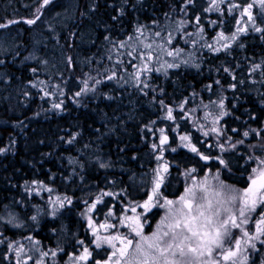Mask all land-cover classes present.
<instances>
[{
    "label": "trees",
    "instance_id": "1",
    "mask_svg": "<svg viewBox=\"0 0 264 264\" xmlns=\"http://www.w3.org/2000/svg\"><path fill=\"white\" fill-rule=\"evenodd\" d=\"M40 2L42 0H0V23L19 21L7 29H0V33L15 32L18 43L7 54H0V59L5 61L0 65V148L6 149L0 152V214L8 206L14 207L30 225L27 231L21 228L13 230L0 220V232L14 240L30 234L43 244V249L47 247L48 250L57 248L59 242L63 251H59L57 256L62 261L71 253L81 251L79 241L92 251L88 264L105 259L107 250L92 244V236L81 214L103 192L112 191L117 195L114 199L116 215L121 201L129 204L146 197L148 191L139 176L154 169L158 162L151 145L158 141V129L166 117V107L179 105L183 100H187L188 106L184 109V117L182 111H176L175 119L167 123V131L177 136L179 133L189 135L200 152L225 159L228 167L220 165L216 159L203 160L189 149L179 148L166 155L171 172L196 169L193 173L198 176L220 172L226 183L238 188L248 186L249 174L256 166L248 156H264L258 147H252L264 143V103L261 102L264 77L260 75L264 71V32H255L249 24L248 31L236 41L235 47L220 52L201 47L203 43H213V36L218 32L229 34L237 26V23L232 24V20L235 18L236 21L241 10L233 11L234 17L227 11V3L235 0L224 2L221 12H205L209 0H193L188 5L184 0H51L43 8L41 16L60 2L70 12L66 16L68 20L58 31L59 38L55 40L52 33L48 38L50 47L59 48L64 55L57 68L42 66L39 60L19 64V55L34 43L33 29L38 27L40 19L32 25L25 21L34 18ZM251 2L238 0L241 5ZM122 5L124 11L121 13ZM182 7L186 8V14L180 11ZM253 10L258 15L256 26L264 28L261 9L255 6ZM114 16L115 20L112 19ZM197 16L201 18L200 24L205 21L201 25L204 39L194 48L200 57L199 67L181 65L166 73L153 71L147 76L150 87L144 92L134 82L123 84L120 80L118 83L117 78L98 84L90 94L74 97V93L83 86V79L88 75L96 77L97 69L102 71L101 60L105 50L100 48L102 45L109 47L113 41H125L129 35L135 34L138 25L151 28L170 19H189V28H195L194 18ZM182 34L183 31L178 37ZM106 36L109 40H105ZM24 47L27 48L23 50ZM17 52L18 56L15 55ZM68 57H72L71 65ZM254 64H261L262 68L251 72ZM32 68L38 69V73L33 74ZM225 68L229 71L225 72ZM36 79L53 87L50 91H62L65 96L54 94L44 97L38 89L30 90L29 81ZM216 81L220 84L217 85ZM231 84H236V88H231ZM25 86L28 87L25 89L28 90L27 96L24 95ZM221 96L225 98V110L231 113L217 125L224 129V135L205 137L204 130L185 113L196 106V121H205V109L200 105L218 101ZM60 100L64 102L62 109H53L52 104ZM191 114L189 112L188 115ZM152 121L156 123L152 124ZM232 129H237V132ZM249 130L255 131L244 137L242 133ZM256 131L260 135H256ZM72 136L76 139L71 144L67 143ZM241 139L244 144L230 148L231 143ZM219 143H224L226 151L209 147ZM98 160L110 166L100 168ZM32 181L42 184H33ZM45 187L53 191L49 193ZM58 196L71 198L72 204H65L53 216L55 206L50 203V197L55 199ZM112 200L111 197L106 198L103 208L108 207ZM33 215L38 216L37 222L30 219ZM159 215L158 209L146 215L148 231ZM258 247L251 252L249 264H262L264 261V244ZM6 256V250L2 248L0 264L9 263Z\"/></svg>",
    "mask_w": 264,
    "mask_h": 264
},
{
    "label": "snow or ice",
    "instance_id": "2",
    "mask_svg": "<svg viewBox=\"0 0 264 264\" xmlns=\"http://www.w3.org/2000/svg\"><path fill=\"white\" fill-rule=\"evenodd\" d=\"M126 2V0H124ZM193 0H184L186 5L191 4ZM225 0H209L208 7L204 9L205 12H221V5ZM51 3V0H42L39 7L36 8L34 18L28 19L25 22L29 25L35 24L37 20L41 18V12L43 8ZM254 5H258L264 14V0H252L251 3L241 5L239 3H232L227 8L228 12H233L240 9L239 19L236 21L237 25L243 26L237 27L236 30L230 35L226 36L223 31L217 33L216 37H213L214 43H203L201 47H206L210 51L220 52L221 50H227L231 47L229 41H236L238 33H244L248 31V25H252L255 32H264V28L256 26V17L253 14ZM124 11L123 5L120 8V12ZM180 11L185 12L186 8L182 7ZM167 16V14H166ZM113 20L116 17H112ZM19 23L17 20H8L7 22L0 23V29H7L10 25ZM153 23H158L153 21ZM190 23L186 20L175 21L173 31L180 32L184 29L185 25ZM197 25V31L195 33H185L189 37H196L192 39V44H196L203 40V28L200 27V17L197 16L194 20ZM215 23V22H213ZM170 25H164L160 27V30L151 33V42H146L148 36L145 35L146 28L144 25H138L135 28L137 35H129L125 41L112 42V48L110 52H115L117 59L111 68L104 69L103 72L97 69V75L103 76L106 80L112 81L117 79V69H120L122 75L120 80L123 84L134 82V85L141 91L149 88L148 74L155 72L165 71L169 68H178L180 65L177 63H168L166 60L162 61L163 56L179 57L184 51L181 48L174 50H168L165 45L172 43V34L168 33L166 36L163 33L167 32ZM143 37V39H141ZM156 38H161V42L157 43ZM264 39V37H262ZM105 40H109L106 36ZM215 45H219L218 47ZM129 48L131 49L127 53H122L119 50ZM2 50V49H0ZM16 56L19 53H15ZM127 55L132 58L127 63L134 69L133 72H128L126 68L121 66L125 64V61L120 57ZM109 61H112L113 56L107 57ZM37 59L35 55L30 54L25 57V60ZM69 65L72 64V57L67 58ZM133 60H138L139 63H133ZM155 60L159 63V67H154L152 62ZM5 61L0 59V65ZM44 63H47L44 61ZM184 64H189L190 60L182 61ZM199 67V64L195 65ZM262 68L261 64H254L251 68V72H256ZM30 71L33 74L38 73V69L32 68ZM225 72L229 69L225 68ZM111 72L109 75L108 73ZM125 75L127 78H125ZM260 75L264 77V71H261ZM142 77H144L142 79ZM235 79V77H233ZM89 80L92 81V86H89ZM120 80L117 82L119 83ZM33 88H37L43 93L44 97H51L56 94L63 96V92L55 93L53 91H45L44 87L46 82L43 80L29 81ZM83 87L74 93V97H81L89 92L95 91V85L102 83L101 79H96L91 75L81 81ZM217 85L220 81L215 82ZM239 83H243L240 81ZM123 86V85H121ZM57 89L59 86H55ZM209 88L211 86H208ZM231 88L235 89L236 84H231ZM145 95L147 93H144ZM25 96L28 93H24ZM264 103V98L261 100ZM63 100L59 103H53V109H62ZM187 100L179 105L181 111L184 110V104ZM160 104L163 106L164 102L161 100ZM200 107L204 109L212 108V111H205L204 120L208 121L211 118L210 126L207 131H203L205 137L211 134H216L217 137L224 135V129L218 127L223 117L230 115V111L225 110V98L221 96L219 100L210 101L208 104H202ZM190 113H194L195 109L188 110ZM166 119L174 120L173 109L166 107ZM254 119V117H253ZM155 124L156 121H152ZM148 127L147 125L145 126ZM199 127L203 129L205 126L200 124ZM151 131V129H149ZM233 132H237V129H232ZM253 131H244L242 135L248 137ZM158 143H153L151 148L154 152L159 151L161 155L156 156V160H162V154L165 148L169 145V136L165 133L164 128L158 129ZM256 135H260L259 131L255 132ZM76 139V136H72L67 143L71 144ZM181 141V147L189 149L192 153H196L200 159H216L220 165L225 168L228 167V162L219 156L210 157L200 152L196 144L191 142L189 135H181L179 137ZM226 140L231 141V137H225ZM200 143V141H197ZM206 143V141H205ZM244 144V140H238L230 144L231 149H235L237 145ZM209 147H218L221 152L226 151L224 143L218 145H209ZM262 152H264V143L256 146ZM6 149L0 148V152H4ZM172 152L176 151V148L171 149ZM248 160L256 163V167L251 169V173L248 177V186L243 189H236L234 187L225 185L220 181L215 190L211 189L207 178L201 180L199 183L194 184L191 187L185 189L184 194L179 197L178 200H170L166 196L162 195L161 187L165 182V174L169 172L170 165L165 161L153 170V177L151 179V190L145 193L147 199L142 204H137L131 207V212L135 215H124L119 217V224L125 225L129 228L131 236L117 234L100 235V229L107 232L109 229L117 227L116 224L104 222L98 226L93 221L91 216L87 218V225L92 230L95 237L92 243L96 248H101L102 245H108L112 251L104 260H95V264H249L251 252L256 250L254 241H260L264 244V240L261 239L264 236V156H248ZM75 163V161H72ZM100 168H107L110 165L102 161H97ZM196 169H190L189 172H195ZM194 179V177H193ZM214 179L219 180L216 176ZM33 184H42V182L32 181ZM199 189L204 195L197 197L196 190ZM45 190L49 193L53 191L51 188ZM213 191L212 197L207 195L209 191ZM104 196H113L112 192H103L101 195L95 197V200L89 204L87 212L90 213L97 208V205L103 202ZM162 201V202H161ZM55 207L53 208L52 215L56 216L59 209L65 207V204L71 205L72 199L64 197H56L51 199ZM87 203V202H86ZM166 209L165 215L161 218L160 223L157 225L156 231L151 236L143 234L144 225L141 223V215L137 213V208H141L144 212H150L153 208ZM128 209L125 208L124 211ZM86 214V213H85ZM114 213L109 209L108 216H112ZM255 214V216H254ZM8 223L14 227H23L22 224L16 223V216L11 212H7ZM4 219V214H0V220ZM33 222L38 221V216L33 215L30 217ZM253 225V230L250 232L247 227L249 224ZM234 230L240 232L239 236L234 234ZM55 231V230H54ZM25 239L32 241V237H26ZM119 242L117 247L116 242ZM3 242V241H0ZM13 243L15 248L13 249ZM39 241H33L31 246L26 249L23 243L12 242L8 244L9 249L14 250L17 257L15 264H28V261L33 260L34 264H45V257H56L58 251L62 252L63 248L57 244L56 249L49 251H42L38 245ZM83 246L84 242H78ZM29 252L38 254L37 259H34V255H30ZM92 256V252L89 248L83 247L79 254L70 257L72 264H80L82 261H88ZM26 257V258H25ZM264 264V261H262Z\"/></svg>",
    "mask_w": 264,
    "mask_h": 264
},
{
    "label": "rangeland",
    "instance_id": "3",
    "mask_svg": "<svg viewBox=\"0 0 264 264\" xmlns=\"http://www.w3.org/2000/svg\"><path fill=\"white\" fill-rule=\"evenodd\" d=\"M225 2H227V0H225ZM40 3H42V2H40ZM61 3L62 2L56 3L55 6H53L45 15L41 16L40 21L38 23V27L33 29L34 43L31 44V46H29L28 48L27 47L23 48V50H25V48H27V50H25L26 52L23 53V55H21V54L19 55V60H20L19 64H24V63H27V62H36L37 60H39V62L42 64V66H50V65H52V66L57 68L58 67L57 64H59L60 61L62 62L64 60V55L60 53V50H58L59 48L58 49L57 48L54 49L53 47H50L51 44L48 41V38L50 37V35H49L50 33H52V35H53L55 40L59 38V36H58L59 29L62 26H64L63 24H65L66 20H68V17H66V16H68L70 14L69 9L67 7H62L63 3L62 4ZM232 3H238V0H235V2H231V3L229 2V4L227 3V8L230 7V4H232ZM39 5H38V7H39ZM255 6H257L259 8L258 5H254V7ZM229 13H230V15H232L234 17L233 12H229ZM253 14H254V16L256 18L258 17V15L256 13L253 12ZM259 17H261V16H259ZM195 18H194V20H195ZM239 18L240 17L238 15V18H236V21ZM200 20H201V18H200ZM175 21H179V19H174V20L170 19L169 21L167 20V22L165 24H163V25L160 24V26L156 25V27L152 26L151 28H146L147 30L145 32V35L148 36V40L146 42H151V40H152V36H150L151 34H149L151 31L153 33L155 31L160 30L161 26L170 25V27H168V29H167V32L163 33L164 36H166L168 33H171L172 37H173L172 43L165 45L166 48L168 50H174L176 48H181L184 51L181 53V55L179 57L163 56L162 57V61L166 60L168 63H177L180 66L181 65H192V66H195L196 64H200V57L197 56V50L194 49L195 45H193L192 42H191L192 39H197V38L196 37L192 38V37H189V36H187L185 34V33H195L197 31V27L194 25L195 28H192V27L189 28L188 24H186L184 29L182 30L183 31L182 36L178 37L179 33L182 32V31H180V32L173 31V27H171V26L174 25ZM187 21L190 22L191 20L188 19ZM232 21H233L232 24L236 23L235 18ZM204 23H205V21L202 20V22L200 24V27ZM243 23L244 22H242L241 25H237L234 28V30H231L229 32V34H226V33H224V34L226 36H230L236 30L237 27L243 26ZM186 29L188 31H186ZM134 35H137V34L135 33ZM243 35H244V33H238L237 40L239 38H241ZM216 36H217V34L214 35L213 37H216ZM16 37L17 36H16L15 32L6 31V32H1L0 33V49H2V50H0V54H7L12 49L16 48V46L18 44ZM141 39H143V37H141ZM236 41H229V43L231 44V47H235L236 46ZM156 42L160 43L161 42V38H156ZM213 43H214V41H213ZM189 46H191V47L188 48ZM218 46L219 45H217V47ZM100 48L101 49L105 48V50L103 51V55H102L104 59L101 60V61H103L102 67H101V69H102L101 72H103L104 69L112 67V65L115 63V61L117 59V55H116L115 52H110L109 51L112 48V45H110L109 47L108 46L104 47L102 45V47H100ZM130 50L131 49H129V48H125V49H120L119 51L122 52V53H127ZM30 54L35 55L37 59L25 60V57L29 56ZM53 54H55L56 56H53ZM47 55H50V56H47ZM109 55L113 56L112 61H109V59L107 58ZM120 58L125 61V64L123 66H121V67L122 68H126L128 70V72H133L134 69L127 63V61L131 60L132 58L128 57L127 55H124V56H122ZM184 60H190V63L189 64L182 63V61H184ZM44 61H46L47 63H44ZM133 63H137L138 64L139 61L138 60H133ZM152 64H153L154 67H159V63H157L155 60H153ZM125 65H126V67H125ZM171 69L172 68L167 69L166 72H168ZM119 71H120V69H117V73L119 74V76L117 77L118 80H120V76L122 75V73L119 72ZM161 72L166 73L165 71H161ZM94 74L97 75V71H95ZM108 74L110 75L111 72H109ZM91 76L96 78V79H101L102 82L107 81L101 75H97L96 77L93 76V75H91ZM125 78H127L126 75H125ZM89 86L90 87L92 86V81L91 80H89ZM43 87H44L45 91L53 90V87L50 88L48 84H46ZM81 87H83V86H81ZM81 87L79 89H81ZM97 87H98V85H95V89ZM27 88L28 87L25 86L24 90L27 89ZM32 88L33 87H30V90ZM35 89H37V88H35ZM27 92H28V90L24 91V93H27ZM90 93L91 92H89L87 94H90ZM63 96H65L64 92H63ZM184 101L185 100H183L179 105L184 103ZM186 104H184V109H185V107L188 108V106ZM179 105L170 104L167 107H171L173 109V115H175L174 113L176 111H181ZM195 108H197V107L194 106V108H191V109H195ZM205 111H212V108L205 109ZM188 114H189V112L185 113V115L190 117L191 120H194L193 122L196 125L199 126L200 124H203L205 126L203 128V130L204 131L208 130V127L210 126V123H211V118H209L208 121H201L200 119L198 121H196L197 117H196L195 112L192 113L191 115H188ZM166 115H167V113H166ZM182 115L184 117V110L182 111ZM171 121H173V120H167L166 118L162 121L163 124H162L161 128H164L165 129V133L169 136V145L165 148V150H164V152L162 154V157H163L162 160H160V161H158L156 163L154 169L157 168L159 165L163 164L166 161L165 160V159H167L166 155L168 153L172 152L171 151L172 148H176V151L179 148H183V147L180 146L181 145V141H180L179 137L181 135H185V134L184 133H179V135L177 136V134L176 135H172V134H170L167 131V123H169ZM174 136H176L175 141L173 140ZM157 143H158V141H157ZM157 155H161V153L159 151H156V156ZM166 162L168 163V161H166ZM170 164H171V162H170ZM154 169H151L150 171L143 172L139 176L140 182L144 186H146V189H147L148 192H150V190H151V179L153 177V170ZM171 170L172 169H171V165H170L169 172L167 174H165L164 185H162V187H161L162 195L166 196L170 200H174V201L178 200L179 197L184 194V191H185L186 188L191 187L194 184L199 183L201 180H204L205 178H207V180L209 182V185L211 186L212 190H215L217 184L220 181H222L225 185L234 187L236 189H243V188H238V187H236L234 185L228 184L225 181H223L222 178H221L220 172H209L208 174H206L204 176H198V175H196L193 172L190 173L188 171H180V172H177V173H172ZM216 176L219 177V180L214 179V177H216ZM193 177H194V179H193ZM212 190H210L209 193L207 194L210 197H212V195H213V191ZM107 192H112V191H107ZM168 192L172 193V194H176V193L177 194L176 195H170ZM196 192H197V197H199L201 195H204V193L201 192L199 189H197ZM108 197L109 196H104L103 197V202L98 204L97 208L94 209L92 212H90V213L87 212V208L89 206L88 205L87 208H85V210L81 214V218L83 219L84 223L86 224V226H87V228L89 230V233L92 236V239H93L92 242L94 241L95 237H94V235L92 233V230L87 225L88 216H91L93 218V221L97 224V226L100 223H104V222H108V223H112V224H116L117 225L116 228L109 229L107 232H105L103 229H100V235H102V236L109 235V234H117V233H119L121 235L131 236L133 234L130 233L129 228L126 227L125 225L119 224V217L124 216V215H129V216L135 215L134 213L131 212V210H130L131 207L132 206H136L137 204H142L143 201L145 199H147V196H146L142 200H139V201L134 202V203H129V204L128 203H124L123 201H121L120 204H119L120 211L116 215V213L114 211L115 210L114 202L116 200H114V199L115 198L117 199V195H115L113 193V196H111V198H113L114 201L112 200L111 202H109L108 207H106L104 209L103 207H105L104 205L106 203L105 199L108 198ZM102 208H103V210H102ZM125 208H127L128 210L124 211ZM109 209H111L112 212L114 213L112 216L106 215L109 212ZM157 209L160 210V215H159L156 223L153 225V227H151V230L148 231L147 226L149 225V223H148V220L146 219V215L151 213V212H153V211H155V210H157ZM7 212H11L13 215H15L16 218H17L16 219V223L22 224L23 227H14L12 224L8 223V216L6 215ZM165 212H166V209H161V208H158V207L151 209L150 212H144L141 208H137V213H139L141 215V223H143V225H144V228H143V234L144 235L151 236V234L156 231L157 225L160 223L161 218L165 215ZM3 214H4V219L1 220V221L6 223V224H8L11 229L14 230V229H18V228L20 229L21 228V229L26 230V231L28 230L27 228H29L30 225L27 222V220H25L23 218V216L21 215V212L19 210L15 209L14 207L8 206ZM101 216H103V217H101ZM107 216H108V218H107ZM254 216H255V214H254ZM247 227L249 228L250 232L253 230V225L251 223ZM234 234L236 236H239L240 232L237 231V230H234ZM26 237H31V235L30 234L25 235V236L21 235V238H17V239L14 240V239H11V237L10 238L7 237L6 233L0 232V241H3V242H0V250L2 248H5L6 255H7L6 259L9 261L8 264H13V263L15 264V261L17 259L16 255L14 253V250L9 249V247H8L9 243H12V242L23 243L25 245L26 249H27V248H29L31 246V243L33 241H38L34 237H32V241H29V240L25 239ZM261 239L264 240V236H262ZM254 243L256 245V250H258L259 244L263 245V244H261L260 241H254ZM92 244L95 246L94 243H92ZM116 245H117V247H119V242L118 241L116 242ZM38 247L42 251H49L47 247H45V249H43L44 247H43V244L41 242L39 243ZM83 247H87L88 248V246L84 244V246H81V251H82ZM14 248H15V244L13 243V249ZM101 248H104V249L107 250V252H106V258H107V256L111 254L112 249L108 245H102ZM50 250H52V249H50ZM89 251L92 252L90 249H89ZM79 253H71L64 261L59 259L58 256H56V257L48 256V257L44 258L45 264H72V261L70 260V257H72L73 255L79 254ZM29 254L30 255H34V259L39 258L38 254H34V253H31V252H29ZM91 259H92V256L89 258L88 261H82V262H80V264H88V262ZM249 261H250V259H249ZM28 264H34V261L30 260V261H28Z\"/></svg>",
    "mask_w": 264,
    "mask_h": 264
}]
</instances>
